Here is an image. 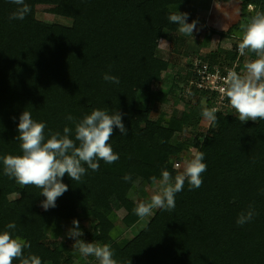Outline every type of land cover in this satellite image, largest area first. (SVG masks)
Segmentation results:
<instances>
[{
    "label": "trees",
    "instance_id": "obj_1",
    "mask_svg": "<svg viewBox=\"0 0 264 264\" xmlns=\"http://www.w3.org/2000/svg\"><path fill=\"white\" fill-rule=\"evenodd\" d=\"M191 1L25 0L31 12L24 20L10 21L17 6L0 0V157L22 155L16 137L25 110L46 124V139L49 130L63 133L64 127L73 130L74 139L75 123L66 117L79 121L93 109L110 114L119 110L128 132L124 136L114 128L109 141L118 161L99 160V170L88 169L78 182L65 174L68 191L48 210L41 207L46 199L42 189L9 179L0 160V233L14 222L13 236L31 244L25 255L39 256L42 264H77L70 256L76 241L68 231L55 242L48 240L47 231L67 224L73 228V220H78L80 239L110 245L118 264H264V120L241 122L236 111L218 112L207 133L197 134L204 119L202 107L212 108L215 96L190 86L192 62L184 75H175L167 91L154 90L173 69L159 54L160 42L168 41L182 55L189 40L168 16L182 13ZM240 1L241 20L227 31L202 23L196 28L205 31L202 47L219 36L221 42H231L230 48L196 57L211 65L234 64L241 24L264 11V0ZM38 3L59 5L72 25L39 20ZM249 5L254 6L252 12ZM255 58L246 50L240 68ZM105 73L120 83L106 82ZM179 92L186 109L153 119L150 104H166ZM141 96H147L143 107ZM193 147L205 154L202 186L189 190L186 180L175 196V208L153 209L152 219L133 234L147 217L134 213L140 202L132 198L133 192L146 199L147 188L154 185L151 177L159 180L163 168L177 175L175 159ZM128 174L132 179L126 182L123 177ZM249 205L256 215L240 226L237 218Z\"/></svg>",
    "mask_w": 264,
    "mask_h": 264
},
{
    "label": "clouds",
    "instance_id": "obj_2",
    "mask_svg": "<svg viewBox=\"0 0 264 264\" xmlns=\"http://www.w3.org/2000/svg\"><path fill=\"white\" fill-rule=\"evenodd\" d=\"M15 4L16 10L9 16V20H24L31 12L30 6L25 0H10ZM250 10L254 8L249 5ZM188 13H170L168 20L177 24L178 31L185 36H193L198 21L188 23ZM239 34L240 43L238 51L241 56L249 50L256 58L244 64L243 71L237 72L229 69L223 77V83L218 88L222 97H227L230 106L238 113L241 122L264 120V11H256L245 23L241 24ZM103 79L106 82L119 84V78L107 73ZM217 107H202L201 115L204 120L215 123L217 121ZM122 113L118 110L110 114L107 110L93 109L90 115L76 121L72 115L67 120L75 123L74 139L73 130L64 127L63 133L49 130L48 138L45 136L46 124L33 120L28 111H24L19 117L16 140L21 142L22 155L7 154L0 157L3 163V174L9 179L23 186H35L42 189L41 195L46 199L41 207L45 210L56 207L58 197L68 191V185L63 183V177L67 174L73 181H80L88 169L98 171L99 160L112 164L119 160V154L113 151L109 143L114 128L127 136V129L122 122ZM191 158L184 160V171L174 177L166 169H161V178L151 177L153 184H158L160 191L153 194L149 202H140L134 209V213L143 219L151 215L153 209L171 211L176 206L175 196L183 191L185 181L189 184V190L202 186V173L207 170L204 162L205 154L198 148L190 149ZM87 165L85 168L83 165ZM174 167L179 168L177 164ZM123 179L131 181V174ZM256 215L254 207L249 205L247 212H241L236 223L243 226L250 222ZM74 227L67 235L75 239L73 248L81 256L95 257L99 264H118L113 258V251L108 244L86 243L80 239L83 235L79 221L73 220ZM17 228L14 222L6 225V229L0 233V264H42L39 256L24 250L31 248L30 242L20 236H13Z\"/></svg>",
    "mask_w": 264,
    "mask_h": 264
},
{
    "label": "rangeland",
    "instance_id": "obj_3",
    "mask_svg": "<svg viewBox=\"0 0 264 264\" xmlns=\"http://www.w3.org/2000/svg\"><path fill=\"white\" fill-rule=\"evenodd\" d=\"M187 6H191L190 8L193 9V12L190 8ZM218 7V8H217ZM214 10V15L213 11ZM254 10L249 8V12H252ZM36 16L39 20L44 21L46 23H55L60 24L64 26H71L72 21L69 19H66L62 15V9L59 5L56 4H50V3H38L36 6ZM182 13H188L190 19L198 21L199 23L205 24L210 28L216 29L212 22L216 21L217 24L223 25L227 24L226 30H220L219 28L216 29L218 31H227L232 26L236 25L241 20V1L240 0H192L189 5H186L182 8ZM212 14V22L209 21L211 17H209ZM220 27V26H219ZM229 27V28H228ZM222 28V27H220ZM181 34V33H180ZM183 35V34H181ZM185 36V35H183ZM189 38L190 40L187 42V44L184 46V53L182 55L176 54L174 48L172 47V44H170L168 41H161L160 42V49L159 54L162 58L168 60L171 65H173V69L170 70L166 75V80L160 83H156L154 86L155 91H167L170 84H172V79L175 77L177 73H181L182 75L185 74L186 66L197 56V55H203L206 56L210 52H214L217 49H229L231 45H229L231 42L229 41H222L220 40L219 36H215L212 39L211 44L208 47H202L201 42L205 38V31L200 29H195L193 32V36H185ZM185 84L183 85V87ZM186 96H188L189 92L186 90V93H184ZM183 92H179V95L177 97H170L168 103L166 104H160V103H154L150 104L152 109V118L157 119L161 115H172L173 112L178 111V113L184 111L186 109L184 102L182 101L181 96L184 95ZM187 98V97H186ZM190 99V98H187ZM196 97L192 98L191 102L194 103L196 101ZM147 103V96H141L139 99V104H142L140 106L143 107V105H146ZM210 127V122L206 120H202L200 126L196 129L197 134L199 135H205ZM187 137L191 138V136L188 134ZM176 156V155H175ZM179 158L181 159H175L174 165H181L179 168H175V170L179 173H182L184 171L183 163L184 160L191 158V152L190 151H184L178 154ZM159 185L154 184L147 188V198L141 197L136 192H133L132 198L137 202H149L150 198L153 194L159 192ZM12 199L16 198V196H12ZM153 213L151 215H148L145 220L140 224L134 227L133 234H138L146 225L147 222H149L152 217ZM119 216L122 218L123 213H120ZM85 227L89 226L88 222H83ZM72 228L71 224H67L63 227L55 228V229H49L47 231L48 240L55 242L59 240L63 234L64 230L69 231ZM121 232H126L125 228H120ZM77 264H92L96 258L89 256L87 258L81 256V254L78 251H74L70 255Z\"/></svg>",
    "mask_w": 264,
    "mask_h": 264
},
{
    "label": "built area",
    "instance_id": "obj_4",
    "mask_svg": "<svg viewBox=\"0 0 264 264\" xmlns=\"http://www.w3.org/2000/svg\"><path fill=\"white\" fill-rule=\"evenodd\" d=\"M238 58L232 66L222 64L211 65L209 62L204 61L200 57H195L192 62L193 79L190 81V86L196 87L201 92H208L210 96L214 97V106L218 108V112L235 111L230 106L227 97H222L218 88L223 83V77L227 75L229 69H235L237 72H242L241 55L239 54L238 47L236 49ZM217 112V113H218Z\"/></svg>",
    "mask_w": 264,
    "mask_h": 264
},
{
    "label": "crops",
    "instance_id": "obj_5",
    "mask_svg": "<svg viewBox=\"0 0 264 264\" xmlns=\"http://www.w3.org/2000/svg\"><path fill=\"white\" fill-rule=\"evenodd\" d=\"M185 7H186V6H185ZM187 7L190 8L191 6H187ZM191 8H192V7H191ZM191 8H190V9H191ZM217 8H218V7H217ZM191 10H192L191 12H193V9H191ZM212 11H213V15H214V10H212ZM189 17H190V16H189ZM209 17H211V18L209 19V21L212 22V17H213L212 14H211ZM190 18H191V17H190ZM212 23H213V25H214V27H215L216 29L219 28L220 30H226V28H227V24H224V23H223V25H220V24H217L216 21H214V22H212ZM219 26L222 27V28H220ZM228 28H229V27H228ZM189 40H190V39H189ZM189 40H188V41H189ZM229 45H230V44H229Z\"/></svg>",
    "mask_w": 264,
    "mask_h": 264
}]
</instances>
